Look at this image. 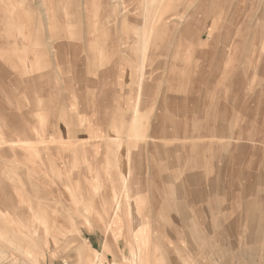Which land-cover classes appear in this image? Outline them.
<instances>
[{"label": "rangeland", "instance_id": "obj_1", "mask_svg": "<svg viewBox=\"0 0 264 264\" xmlns=\"http://www.w3.org/2000/svg\"><path fill=\"white\" fill-rule=\"evenodd\" d=\"M82 1L0 0V264H264V0Z\"/></svg>", "mask_w": 264, "mask_h": 264}, {"label": "bare ground", "instance_id": "obj_2", "mask_svg": "<svg viewBox=\"0 0 264 264\" xmlns=\"http://www.w3.org/2000/svg\"><path fill=\"white\" fill-rule=\"evenodd\" d=\"M41 1V0H40ZM86 1H87V4H88V0H84V1H82V6L83 7H85V4L84 3H86ZM113 1V0H112ZM118 0H116V2H117ZM120 1V0H119ZM170 1V0H169ZM9 2H10V0H5V4H7V5H4L3 4V7L5 8V9H7L6 7L7 6H9ZM20 2V1H19ZM29 2H30V0H29ZM68 2H70V1H68ZM67 2V3H68ZM152 2H154V0L152 1ZM157 2V1H156ZM155 2V3H156ZM63 3V2H62ZM67 3L65 4V5H67ZM124 3V2H123ZM158 3V2H157ZM156 3V4H157ZM36 4V3H35ZM71 4V3H70ZM78 4V3H77ZM155 4V5H156ZM37 5H39V4H36V7H37ZM81 5V4H80ZM150 5H151V2H150ZM158 5V4H157ZM29 6H30V4H29ZM40 6V5H39ZM159 6V5H158ZM163 6V5H162ZM123 9L125 10L124 11V14L125 15H123L122 17H121V20H122V18H123V20H122V22H123V25H125V26H127V25H129V23H130V21H134V22H136L137 24L139 23V24H141L140 22L141 21H139L138 20V18H136L137 16H139V15H136V17H132V16H130V14H128L130 11H132V12H134V11H136V10H139V8H140V5L139 4H137V5H135V3H132V1H127V4H126V6L125 5H123ZM168 7V6H167ZM38 8V7H37ZM42 9H43V7H41ZM40 8V9H41ZM39 9V8H38ZM39 9V10H40ZM45 9V8H44ZM123 9H122V14H123ZM127 9V10H126ZM148 9V8H147ZM15 10V9H14ZM32 10V12H33V9L30 7V11ZM84 10H85V8H84ZM152 10V9H151ZM166 10V9H165ZM13 11V10H12ZM29 11V12H30ZM43 10H41L40 11V15H41V12H42ZM101 11H102V9H101ZM147 11V10H146ZM161 11V10H160ZM26 12H27V9H26ZM37 12H39V11H37ZM45 12V11H44ZM43 12V13H44ZM69 12V11H68ZM78 12V11H77ZM85 12V11H84ZM119 12V11H118ZM165 12V11H164ZM184 12V11H183ZM28 13V12H27ZM33 13H35L36 14V12H33ZM33 13L31 14V12H30V14L31 15H33ZM81 13V12H80ZM86 13V12H85ZM84 13V14H85ZM136 13H138V11L136 12ZM29 14V13H28ZM34 14V15H35ZM117 14H119V13H117ZM128 14V15H127ZM155 14V13H154ZM159 14V13H158ZM181 14V13H180ZM134 15V14H133ZM163 15V17H164V19H169L170 17H169V13H166V14H162ZM37 16V15H36ZM42 16V15H41ZM41 16H39V17H41ZM43 16H47V15H43ZM77 16V15H76ZM79 16V15H78ZM38 17V16H37ZM39 17L37 18V19H39ZM85 17H86V15H85ZM149 17V16H148ZM152 17V16H151ZM157 17V16H156ZM160 17V15H158V17L157 18H159ZM162 17V16H161ZM30 18H33V17H30ZM41 18H43V17H41ZM40 18V19H41ZM46 18V17H45ZM120 18V17H119ZM44 19V18H43ZM82 19V18H81ZM79 20V21H82V20ZM84 19V18H83ZM117 19V18H116ZM171 19H173V20H176V19H180V20H182V19H184V16L183 15H176V14H174L173 15V17L171 16ZM32 20H34V18L32 19ZM36 20V19H35ZM35 20L33 21V23L35 22ZM46 20H48L47 18H46ZM71 20V19H70ZM86 20V19H85ZM118 21H119V19H117ZM147 20V19H146ZM148 20H150V21H145V22H143L144 24H145V27H143V32H135L136 33V37H135V39L133 38V41L136 43V44H139V41L140 40H143V42H144V46L143 47H145L146 49H147V47H148V45H149V47H150V43L149 42H151L149 39L151 38L150 36H152V34H153V26H154V18L152 17V18H150V19H148ZM158 20V19H157ZM42 21V20H41ZM84 21V20H83ZM160 21V20H159ZM158 21V22H159ZM179 21V20H178ZM43 22V21H42ZM45 23H46V21H44ZM42 23V24H45V23ZM150 22V23H149ZM164 22H166V20L164 21ZM37 23H38V20H37ZM82 23V22H81ZM121 23V22H120ZM183 23V22H182ZM42 24H41V22H40V24H39V26H42ZM46 24H48V22L46 23ZM155 24H156V21H155ZM188 24V23H187ZM35 25V24H34ZM38 25V24H37ZM120 25V24H119ZM183 25V24H182ZM43 26H45V25H43ZM42 26V27H43ZM49 26V25H48ZM122 26V25H121ZM41 27V28H42ZM47 27V26H46ZM46 27L44 28H42V29H46ZM72 27V26H71ZM74 27V26H73ZM82 27V26H81ZM155 27H156V25H155ZM177 27V26H176ZM38 28V30L37 31H39V27H37ZM108 28V27H107ZM49 29V28H48ZM178 29V28H177ZM140 30V29H139ZM155 30V29H154ZM173 31L174 30H176V29H172ZM179 31H180V29H179ZM189 31H191V29H190V27L189 26H186L185 25V30H184V34H186V33H188ZM41 32V31H40ZM44 32V31H43ZM48 32V30L46 29V33ZM50 32V31H49ZM74 32V31H73ZM72 32V33H73ZM79 32V34H80V31H78ZM123 32V31H122ZM155 32V31H154ZM181 32V31H180ZM180 32H179V34H180ZM42 33V32H41ZM41 33H38L37 35H39L38 37H40L41 36ZM45 33V32H44ZM44 33H42V35H44ZM75 33H77V32H75ZM35 34V33H34ZM48 34V33H47ZM78 34V35H79ZM70 35V34H69ZM74 35V34H73ZM77 35V36H78ZM132 35L133 34H131V32H125V34H123V36L121 35L120 37V39H119V41H120V45L121 46H124V47H126V45L127 44H129L130 42L128 41L130 38L132 39ZM172 35V34H171ZM176 35V34H175ZM75 36V35H74ZM108 36V35H107ZM117 36V35H116ZM37 37V36H36ZM76 37V36H75ZM175 37V36H174ZM46 38V37H45ZM45 38H43V36L40 38V40L42 39H45ZM74 38V37H73ZM81 38V36L79 37V39ZM164 38V37H163ZM171 38H172V36H171ZM170 38V39H171ZM35 39V38H34ZM38 39V38H37ZM76 39V38H75ZM77 39H78V37H77ZM113 39L114 40H116L117 38H115V36L113 37ZM169 39V40H170ZM39 40V41H40ZM48 40V39H47ZM47 40H44V41H47ZM51 41H52V37H51V39H50ZM37 41V40H36ZM80 41H82V40H80ZM154 41H155V39H154ZM153 41V42H154ZM174 41V40H173ZM173 41H172V43H173ZM54 40H53V44H54ZM152 42V43H153ZM37 43V42H36ZM44 44V42L42 41V42H40V44ZM47 42H45V44H46ZM49 43H52V42H50L49 41ZM49 43H47V44H49ZM168 43V42H167ZM169 43H171V42H169ZM168 43V44H169ZM171 43V44H172ZM39 44V43H38ZM42 44V47L44 46ZM47 44L45 45L46 47H47ZM53 44H49V46H51L52 45V47H53V49L52 50H55L56 48L54 47V45ZM171 44H169V45H171ZM188 44H190V43H188ZM143 45V44H142ZM174 45V44H173ZM41 46V45H40ZM45 47V48H46ZM51 47V48H52ZM174 47V46H173ZM45 48H43V50H45ZM51 48H48L49 50L51 49ZM165 48V47H164ZM172 48V47H171ZM2 49H4V48H2ZM144 49V48H143ZM6 50V49H5ZM47 50V49H46ZM114 50H118V49H114ZM163 50V49H162ZM7 51V50H6ZM9 51V50H8ZM48 51V50H47ZM56 51V50H55ZM93 51V50H92ZM149 51V48L147 49V52ZM123 52V51H122ZM121 52V53H122ZM125 52V51H124ZM128 52V51H127ZM146 52V51H145ZM150 52V51H149ZM158 52V54L160 55V54H167V52H169V51H157ZM9 53V52H8ZM44 53H45V51H44ZM48 53H50V52H48ZM114 53V52H113ZM117 53V52H116ZM116 53H114V55L112 56V57H114V56H118V54H116ZM118 53H120V52H118ZM170 53H172V52H170ZM116 54V55H115ZM147 54V53H146ZM50 55V54H49ZM57 55V54H56ZM52 56H54V55H52ZM120 56V55H119ZM144 57H145V59L144 60H146V55H143ZM167 56H168V54H167ZM173 56V55H172ZM171 56V57H172ZM111 57V58H112ZM170 57V56H169ZM168 57V58H169ZM82 60V59H81ZM80 61V60H79ZM85 61V60H84ZM4 66V65H3ZM144 66H146V65H144ZM14 67V66H13ZM6 68V67H5ZM4 69V68H3ZM144 69H145V67H144ZM6 70H7V68H6ZM9 71V70H8ZM168 71V70H167ZM2 72V71H1ZM142 74V73H141ZM144 75V74H143ZM168 75H171V74H168ZM171 77V76H170ZM103 83V82H102ZM170 83V82H169ZM104 84V83H103ZM170 86V85H169ZM176 89V88H175ZM165 106V105H164ZM12 120V119H11ZM161 122V121H160ZM156 124V123H155ZM155 129H156V127H155ZM14 145V144H13ZM117 209V208H116ZM115 212L116 211H114V214H115ZM132 255H133V257L131 258L132 259V263H129V264H136V257H138V256H136L135 255V253H132ZM127 260V259H126ZM93 261V260H92ZM116 263V262H115ZM114 263V264H115ZM92 264V263H91ZM140 264H142V261L140 262Z\"/></svg>", "mask_w": 264, "mask_h": 264}, {"label": "crops", "instance_id": "obj_3", "mask_svg": "<svg viewBox=\"0 0 264 264\" xmlns=\"http://www.w3.org/2000/svg\"><path fill=\"white\" fill-rule=\"evenodd\" d=\"M90 241L93 243H95V239H94V237H90Z\"/></svg>", "mask_w": 264, "mask_h": 264}]
</instances>
